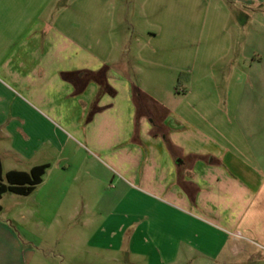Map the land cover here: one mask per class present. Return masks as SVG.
<instances>
[{
  "label": "crops",
  "instance_id": "0c3cea01",
  "mask_svg": "<svg viewBox=\"0 0 264 264\" xmlns=\"http://www.w3.org/2000/svg\"><path fill=\"white\" fill-rule=\"evenodd\" d=\"M111 1L0 0L1 177L48 165L0 196L28 201L0 218V264H264V45L194 48L169 103L127 76ZM155 36L134 39L151 74Z\"/></svg>",
  "mask_w": 264,
  "mask_h": 264
},
{
  "label": "rangeland",
  "instance_id": "374dc122",
  "mask_svg": "<svg viewBox=\"0 0 264 264\" xmlns=\"http://www.w3.org/2000/svg\"><path fill=\"white\" fill-rule=\"evenodd\" d=\"M65 1L53 0L54 7H59ZM105 6V11L112 13V35L121 49L115 50L116 55L138 67L137 73H127L132 84L135 87L144 86L148 93L157 95L160 100H169V103L173 100L175 89L184 83L175 69L185 63L192 64L194 48L213 43L220 45L215 50V54H219L216 59L220 62L218 64L225 65L226 61L233 63L243 55L257 51L261 44L264 45V35L262 40L260 34L264 29L261 25L264 17L261 18L255 4L243 7L235 0H112L105 2ZM149 32L156 34L150 45L162 49L161 58L169 65L167 68L153 67L152 74L146 71L148 67L137 59L134 41L136 37L146 39L144 36ZM228 45H231V48L225 52L223 48ZM157 54L154 57H157ZM235 65L239 69H245L244 64ZM141 69L140 74L138 70ZM215 69L221 70V75L217 77L223 81L222 78L231 67ZM22 198L6 193L0 200L3 206L0 218H19L18 209L22 208L18 207L19 200L20 205L28 203ZM76 247L80 249L81 246Z\"/></svg>",
  "mask_w": 264,
  "mask_h": 264
},
{
  "label": "trees",
  "instance_id": "16d2710c",
  "mask_svg": "<svg viewBox=\"0 0 264 264\" xmlns=\"http://www.w3.org/2000/svg\"><path fill=\"white\" fill-rule=\"evenodd\" d=\"M48 165L42 164L32 167L28 172L11 170L1 177L0 169V196L4 192L28 195L41 182Z\"/></svg>",
  "mask_w": 264,
  "mask_h": 264
},
{
  "label": "built area",
  "instance_id": "2783aa9c",
  "mask_svg": "<svg viewBox=\"0 0 264 264\" xmlns=\"http://www.w3.org/2000/svg\"><path fill=\"white\" fill-rule=\"evenodd\" d=\"M233 237L236 238V237H238V235L237 234H234Z\"/></svg>",
  "mask_w": 264,
  "mask_h": 264
}]
</instances>
